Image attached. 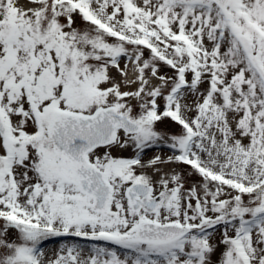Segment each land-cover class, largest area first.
<instances>
[{
	"label": "snow or ice",
	"instance_id": "1",
	"mask_svg": "<svg viewBox=\"0 0 264 264\" xmlns=\"http://www.w3.org/2000/svg\"><path fill=\"white\" fill-rule=\"evenodd\" d=\"M0 264H264V0H0Z\"/></svg>",
	"mask_w": 264,
	"mask_h": 264
},
{
	"label": "rangeland",
	"instance_id": "2",
	"mask_svg": "<svg viewBox=\"0 0 264 264\" xmlns=\"http://www.w3.org/2000/svg\"><path fill=\"white\" fill-rule=\"evenodd\" d=\"M164 125H161V127H163ZM149 153V152H148ZM57 244H58V241H55V242H50V244H48V245H46V246H44L46 249H49V250H51V249H54L56 246H57Z\"/></svg>",
	"mask_w": 264,
	"mask_h": 264
},
{
	"label": "bare ground",
	"instance_id": "3",
	"mask_svg": "<svg viewBox=\"0 0 264 264\" xmlns=\"http://www.w3.org/2000/svg\"><path fill=\"white\" fill-rule=\"evenodd\" d=\"M147 155H148V156H151V155H153V153H152V152H149V153H147Z\"/></svg>",
	"mask_w": 264,
	"mask_h": 264
}]
</instances>
